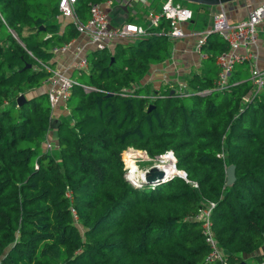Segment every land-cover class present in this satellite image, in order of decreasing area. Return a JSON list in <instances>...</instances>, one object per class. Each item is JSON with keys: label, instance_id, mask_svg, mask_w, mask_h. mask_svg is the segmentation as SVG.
I'll return each instance as SVG.
<instances>
[{"label": "trees", "instance_id": "16d2710c", "mask_svg": "<svg viewBox=\"0 0 264 264\" xmlns=\"http://www.w3.org/2000/svg\"><path fill=\"white\" fill-rule=\"evenodd\" d=\"M91 1L104 0H75L81 21ZM59 14L57 0H0V264H264L254 254L264 242V85L252 93L248 60L217 87L215 57L228 45L207 30L202 64L181 88L138 83L173 40L164 16L147 19L142 34L86 50L55 116L52 46L79 35ZM128 146L171 150L184 176L129 180ZM207 201L223 253L209 261L194 217Z\"/></svg>", "mask_w": 264, "mask_h": 264}, {"label": "built area", "instance_id": "2783aa9c", "mask_svg": "<svg viewBox=\"0 0 264 264\" xmlns=\"http://www.w3.org/2000/svg\"><path fill=\"white\" fill-rule=\"evenodd\" d=\"M109 1L106 0L105 2L108 3ZM74 3L75 0H57L58 11L61 15L69 17L74 22L79 33H85L87 35L92 48L109 47L118 39L145 32L144 25L134 21L126 20L115 24L110 23L103 3L98 1H91L89 3L88 17L81 21L74 14ZM160 16H164L168 20V27L165 32L172 38L181 37L184 34L181 23L189 19L191 9L179 1L163 0L158 11L151 10L148 12V24H157ZM263 20L264 0H259L250 6L247 9L246 15L234 22L227 20L223 8L217 9L212 15L210 28L207 30L219 32L225 38L228 45L227 49L221 50L215 57V63L218 65L217 75L215 77L217 87L227 85V75L231 71L233 64L243 59H247L249 62V78L254 87L252 93H255L264 85V67H260L257 64L258 36L256 27ZM205 32L197 39L198 45L204 41ZM69 49L72 51L71 67L85 69L87 67V49L77 38H69L60 44L52 46V50L55 53L64 52ZM72 81L73 79L69 73H65L56 68L51 69V73L45 78L47 99L51 107H55L59 102L65 100L69 94ZM46 145L48 146L49 143L47 142ZM162 155H166L174 163L175 158L171 150L164 151L160 156ZM133 170L134 167L128 164L126 166L125 176L132 181L138 178L142 179L144 173H141L139 177H134L130 175ZM211 206L212 201H207L194 214V217L201 220V233L209 247V251L205 257L208 261L214 258H221L223 255L210 230L209 210Z\"/></svg>", "mask_w": 264, "mask_h": 264}, {"label": "crops", "instance_id": "0c3cea01", "mask_svg": "<svg viewBox=\"0 0 264 264\" xmlns=\"http://www.w3.org/2000/svg\"><path fill=\"white\" fill-rule=\"evenodd\" d=\"M105 1H102V3L107 11L110 23L115 24L126 21L127 17L131 16L132 20L130 21L141 23L142 25L148 19V12L151 10L158 11L163 2V0H110L108 3ZM255 3L249 5L247 4V0H232L222 4H206L205 6L197 3L195 17H189V19L181 23L184 34L181 37L173 38L168 57L160 62L151 64L142 79L145 78V82H149L153 87L167 82L176 89L181 88L185 83V77L192 71L198 70L202 64L201 57L204 56V53L200 50L197 39L210 28L212 15L215 11L223 8L227 20L234 22L243 18L246 15L247 9ZM59 16L63 17L60 14ZM203 18L207 19V23H202ZM63 20H66V18ZM263 37V35L257 37V64L260 67H264ZM77 40L81 41L86 49L92 48L85 33H79ZM53 58L55 62L54 68L65 73H70L73 69L71 67L72 51L70 49L55 53ZM44 86L42 84L41 89H44ZM63 103L61 101L54 107L53 115L56 116L59 113L67 111L64 106L62 107ZM52 135L53 132H49L48 138L51 141H53ZM254 254H264V242L255 250Z\"/></svg>", "mask_w": 264, "mask_h": 264}, {"label": "rangeland", "instance_id": "374dc122", "mask_svg": "<svg viewBox=\"0 0 264 264\" xmlns=\"http://www.w3.org/2000/svg\"><path fill=\"white\" fill-rule=\"evenodd\" d=\"M173 1H179L183 5L195 9L197 6V2L189 1V0H173ZM258 0H247V4L251 5L252 3L257 2ZM60 17V16H58ZM62 18V17H60ZM257 36H264V20L257 24ZM263 43H264V37H263ZM258 43V42H257ZM200 51V50H199ZM76 73H74L73 76H75ZM145 79V78H144ZM144 79H140L138 83H145ZM31 93L27 92V94ZM161 155V154H160ZM157 155L155 157L148 156L143 149H137L131 146L126 147L122 151V158L124 160L125 165V172H126V166L132 165L134 167V170L131 172L130 175L134 177H139L141 173H146L151 167H157L164 170L165 164L170 160L166 157V155ZM130 159H129V158ZM131 160V161H130ZM171 161V160H170ZM132 162V163H131ZM172 162V161H171ZM136 166V167H135ZM176 167V166H175ZM164 177V176H161ZM159 177V178H161Z\"/></svg>", "mask_w": 264, "mask_h": 264}, {"label": "water", "instance_id": "95a60500", "mask_svg": "<svg viewBox=\"0 0 264 264\" xmlns=\"http://www.w3.org/2000/svg\"><path fill=\"white\" fill-rule=\"evenodd\" d=\"M189 1H194L197 3H204V4H209V5H215V4H222L224 2H228V1H232V0H189ZM110 92H107V94H109ZM24 99V95L23 93H20L17 98L16 101L17 103H20L22 100ZM56 118L51 119L52 121H56ZM173 165L175 166V164L173 163ZM225 184H229L232 182V180L234 179V164L233 163H228L225 168ZM171 173H176L179 174L181 176H184L185 172L183 170L177 169ZM169 173H166L163 169L157 168V167H151L146 173L143 174L142 179L145 181H155L157 179H159V177L161 176H166ZM126 178H128L126 176ZM243 263V262H241Z\"/></svg>", "mask_w": 264, "mask_h": 264}, {"label": "bare ground", "instance_id": "6f19581e", "mask_svg": "<svg viewBox=\"0 0 264 264\" xmlns=\"http://www.w3.org/2000/svg\"><path fill=\"white\" fill-rule=\"evenodd\" d=\"M129 158V157H128ZM130 159V158H129ZM131 161V160H130ZM132 163V162H131ZM136 167V166H135ZM175 166L173 165V163L169 160L165 166H164V171L166 173H171L173 171H175L176 169L174 168Z\"/></svg>", "mask_w": 264, "mask_h": 264}]
</instances>
